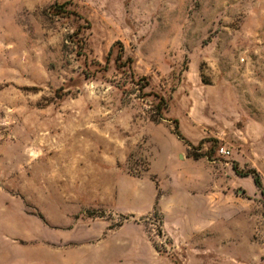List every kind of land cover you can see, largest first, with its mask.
<instances>
[{
    "label": "rangeland",
    "instance_id": "1",
    "mask_svg": "<svg viewBox=\"0 0 264 264\" xmlns=\"http://www.w3.org/2000/svg\"><path fill=\"white\" fill-rule=\"evenodd\" d=\"M0 264H264V0H0Z\"/></svg>",
    "mask_w": 264,
    "mask_h": 264
},
{
    "label": "trees",
    "instance_id": "2",
    "mask_svg": "<svg viewBox=\"0 0 264 264\" xmlns=\"http://www.w3.org/2000/svg\"><path fill=\"white\" fill-rule=\"evenodd\" d=\"M176 122V125H175V133L181 137V138H184L179 130V124H178V121L175 120ZM236 171L239 173L238 169H236ZM247 174H250L253 176L254 178V182L255 184L259 187V188H262V180H261V177H260V174L255 170L253 169L252 171H250L249 173Z\"/></svg>",
    "mask_w": 264,
    "mask_h": 264
},
{
    "label": "built area",
    "instance_id": "3",
    "mask_svg": "<svg viewBox=\"0 0 264 264\" xmlns=\"http://www.w3.org/2000/svg\"><path fill=\"white\" fill-rule=\"evenodd\" d=\"M219 152L223 155H230L231 151L229 149H227L226 147H222Z\"/></svg>",
    "mask_w": 264,
    "mask_h": 264
}]
</instances>
